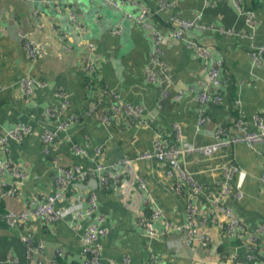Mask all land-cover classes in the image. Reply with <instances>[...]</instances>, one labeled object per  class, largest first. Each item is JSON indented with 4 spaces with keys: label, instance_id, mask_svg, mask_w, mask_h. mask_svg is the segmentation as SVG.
<instances>
[{
    "label": "crops",
    "instance_id": "obj_1",
    "mask_svg": "<svg viewBox=\"0 0 264 264\" xmlns=\"http://www.w3.org/2000/svg\"><path fill=\"white\" fill-rule=\"evenodd\" d=\"M114 1L118 8L103 0H0V137L16 124L31 128L22 140L9 141L7 152L0 149V163L18 165L30 176L15 194L2 200L4 212L29 211L34 199L56 191L52 161L55 155L62 165L81 164L90 169L127 159L128 165L112 170L115 179L108 187L96 192L95 213L102 215V227L106 229L98 242L100 264H264V232H260L264 228V142L222 147L210 156L182 154L180 166L204 187L202 194L191 197L177 189L176 178L167 175V163L134 160L137 154L152 150L156 134L174 144V124L180 127L186 142L196 146L212 143L216 126H229L235 117L236 100L248 129L255 130L254 115L264 118V67L254 65L249 52L254 46H264V0H241L240 9L233 0H134L154 11L153 22L163 36L170 30L168 22L172 17H199V24L211 27L203 31L191 29L184 35L211 46L212 55L222 62L221 76L227 82L225 99L220 105L206 106L210 120L200 126L192 89L198 88L195 83L204 76L206 61L196 58L184 42L164 39V64H153L150 37L125 16L137 14L139 7ZM161 2L173 5L158 8ZM249 10L255 13L254 28L245 24ZM70 13L83 32L71 21ZM216 28L229 29L234 34L222 35ZM23 36L38 47L40 57H28ZM86 42L95 45L93 58H98L94 72L88 76L84 73ZM147 71L155 74L154 81L146 80ZM25 77L35 82L31 95H25L20 87ZM103 88L122 103L142 106L146 123L102 124L94 116H84ZM57 93L69 100L68 111L61 115ZM109 106V98L101 101L103 111ZM48 109H55L60 120L67 113L80 116L67 132L57 133L54 155L43 153L39 137L44 129L56 131V123L46 119ZM85 137L90 159H77L71 145H83ZM96 148L100 150L98 155ZM230 166L238 170L230 184L241 197L229 196L225 204L241 219L247 233L256 236L253 263L228 259L235 249L239 255L243 250L237 248L239 240L224 232L220 218L201 225V215L211 209L210 197L217 195L226 181L225 168ZM0 182L7 190H14V178L4 166L0 168ZM139 182L143 188H138ZM86 184L95 187V180L88 179ZM81 191L85 192V188ZM188 204L196 209L197 232L204 233L208 243L203 245L196 238L187 247L168 249L165 241L179 238L174 228L188 220ZM68 206L71 203L65 199L56 203V208ZM152 210L160 212L153 222L159 236L150 235L139 224L141 219L150 220ZM91 221V217H74L70 213L49 226L32 219L26 229L44 248L39 259L42 264H50L60 248L64 251L62 264H83L81 238ZM15 229L0 223V264H28ZM151 254L156 257L154 261L149 259Z\"/></svg>",
    "mask_w": 264,
    "mask_h": 264
},
{
    "label": "built area",
    "instance_id": "obj_2",
    "mask_svg": "<svg viewBox=\"0 0 264 264\" xmlns=\"http://www.w3.org/2000/svg\"><path fill=\"white\" fill-rule=\"evenodd\" d=\"M104 3L114 8H118V3L114 0H103ZM122 3L130 6H138L137 14L130 15L125 13V16L135 26L142 28L151 39V61L153 64L163 66L161 60V44L164 39H175L184 42L186 48L193 53L196 58L204 59L207 63L205 66V73L202 78L196 80L198 88L194 92V100L196 102L197 126L209 122L210 117L206 112V106L220 105L225 99V89L227 82L221 76L222 62L212 55V48L208 44L200 43L195 39H187L184 37L186 32L191 29L208 30L211 27L199 24V17L193 20L179 19L172 17L168 24L170 30L166 36H163L153 22L155 15L147 7L137 4L134 0H122ZM236 8L240 9L241 0H233ZM173 3L161 2L158 8L171 7ZM245 24L249 28H254L256 24L255 13L251 10L245 13ZM71 21L76 25L79 32H83V27L76 21L75 15L70 13ZM222 35H233L234 31L223 28H216ZM23 48L30 59L40 57L42 52L30 40L28 36L22 37ZM86 51L87 63L84 67L85 75H91L94 72L95 65L98 58L94 59L95 45L92 42H86L83 45ZM249 58L256 66L264 67V46H254L249 52ZM88 78V77H87ZM89 79V78H88ZM146 80L152 82L155 80V74L151 71L146 72ZM20 87L25 95H31L35 87V82L30 77H25L20 81ZM193 87V86H192ZM59 97L58 111L61 114L66 113L69 109L68 97L63 93H57ZM180 95V92L178 93ZM105 98L110 99V106L106 111L101 109V101ZM233 107L236 112L229 126H216L213 130L214 141L209 144L196 146L186 142L181 137V129L178 125H172L175 135V143L170 144L165 141L161 135L156 134L153 140V148L149 152L137 154L134 157L135 161L140 160H156L168 164L167 175L174 177L177 180V189L184 191L189 197L198 196L204 192V187L195 180V178L184 171L179 164V157L182 154H201L210 156L222 147H230L236 145L252 146L264 142V118L261 115H254L255 130L250 131L246 121L240 114V102L233 101ZM142 106H132L130 104L122 103L119 98H116L110 91L103 88L99 91L98 97L94 102L84 111L83 115L94 116L102 124H111L122 122L124 124H135L144 121L142 119ZM46 119L52 120L56 123V131L44 129L40 134V140L45 155H51L54 145L57 141L58 132H67L68 129L77 124L80 116L74 114H65L60 120L55 109H48L45 112ZM31 133V128L25 124H16L11 129L7 130L5 135L0 137V149L4 152L8 150L9 141H20ZM89 146L88 138L85 137V143L79 144L74 142L71 145L72 155L79 159H90L87 148ZM95 155H98L100 150L96 148ZM54 155V154H52ZM54 162V184L56 191L51 194H44L39 198L33 200L34 207L31 210L24 211H5L0 214V223L7 224L19 232L20 240L25 247L26 259L28 264H42L39 259L43 256L44 248L42 244L33 239L27 231V223L36 219L44 223L46 226L53 225L59 219H64L70 213L74 217H88L92 221L88 223L84 229L81 244V257L83 264H100V246L98 242L106 235V229L102 227L103 217L101 214H96L97 208V194L99 189H106L110 181L115 179V175L111 172L117 166L128 165L129 160L123 159L118 163H112L108 166L97 165L95 168H85L81 164H72L65 166L60 164L58 157H52ZM11 173L14 178V190H7L6 185L0 182V199L3 200L8 195L16 193L17 188L26 180L30 179L29 173L26 169L12 165L9 163H0V168L3 167ZM238 172L235 166L225 168L226 181L221 185L217 195L210 197L211 209L201 215V225L205 226L209 222H215L216 219L222 220V227L224 232L240 241V246L246 251L245 258L249 262H254L257 255L256 236L247 233L244 223L237 217L233 209L225 204V199L233 196L235 199L241 197V193L235 189L230 180ZM88 179L95 180V187H90L86 184ZM264 182V175L262 176ZM85 188V192L81 189ZM138 188H143L141 182L138 183ZM7 190V191H6ZM68 200L71 206L56 208V203L61 200ZM145 202L149 203L150 198L146 197ZM188 220L186 223L176 226L174 229L179 233L180 237L177 239H167L165 241L168 249H175L181 246L187 247L194 239H199L203 245L208 243V237L204 233L197 232V221L195 218L196 209L188 204ZM160 216L158 210H152L150 220L141 219L139 224L150 235L159 236L153 227V222ZM171 228V227H170ZM260 232H264V228H260ZM237 256L236 249L228 255L230 261H234ZM56 257L64 258L63 249L56 250ZM155 255L151 254L149 259L154 261ZM55 260V259H54ZM53 259L49 261L50 264H57ZM262 264V263H260Z\"/></svg>",
    "mask_w": 264,
    "mask_h": 264
},
{
    "label": "trees",
    "instance_id": "obj_3",
    "mask_svg": "<svg viewBox=\"0 0 264 264\" xmlns=\"http://www.w3.org/2000/svg\"><path fill=\"white\" fill-rule=\"evenodd\" d=\"M97 192V191H96ZM1 213H4V206H3V201L0 199V214ZM28 224V223H27ZM44 226H46L44 223H42ZM242 250H243V253L242 254H237V256L235 257V259H234V262L235 263H241L242 261L244 262V263H247V259L245 258V254H246V251H245V249H243L242 248ZM55 259V260H54ZM53 260L57 263V264H62L63 263V261H64V259H59V258H57L56 257V255H55V257L53 258ZM249 262V261H248Z\"/></svg>",
    "mask_w": 264,
    "mask_h": 264
}]
</instances>
